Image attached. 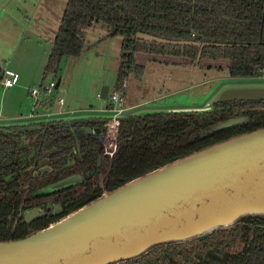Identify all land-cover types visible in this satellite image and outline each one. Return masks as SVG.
I'll return each instance as SVG.
<instances>
[{"label":"trees","instance_id":"1","mask_svg":"<svg viewBox=\"0 0 264 264\" xmlns=\"http://www.w3.org/2000/svg\"><path fill=\"white\" fill-rule=\"evenodd\" d=\"M98 22L107 26L109 37H121L120 82L115 89L122 88L129 74L141 79L148 62L225 69L238 78L258 77L264 68V0H67L51 42L43 81L58 75L64 58L81 55L84 33ZM258 111H264V101L213 102L211 108L201 110L123 115L116 151L108 159L102 183H97L95 176L86 178L84 191L74 195L62 214H45L29 223L17 214L19 209H26L22 186L27 182L35 188L39 185L31 171L38 160L49 158L52 173L67 168L72 160L70 168L96 175L103 135L91 133L76 138L77 126L70 127L61 120L37 122L33 125L40 128L33 134H17L22 127L19 125L0 126V241L19 239L45 228L98 198L104 190L111 191L175 159L263 127L264 120L186 141L192 133L217 121ZM105 119L93 118L91 126L103 127ZM22 136L32 138L27 148L19 147ZM30 160L34 163L25 166ZM32 165L34 168L25 170ZM45 175L49 174L39 178ZM238 243L242 247L231 250ZM115 264H264V215H244L229 227L186 241L155 245Z\"/></svg>","mask_w":264,"mask_h":264},{"label":"water","instance_id":"2","mask_svg":"<svg viewBox=\"0 0 264 264\" xmlns=\"http://www.w3.org/2000/svg\"><path fill=\"white\" fill-rule=\"evenodd\" d=\"M59 82L58 78L55 88ZM107 94L104 85L99 97L105 99ZM230 101H264V87L225 88L213 102ZM92 119L76 117L64 124L77 126L76 138H81L100 133L90 125ZM262 120L264 111L232 116L192 133L186 141ZM39 128L23 126L17 134ZM28 140L22 136L19 147L27 148ZM111 149L116 151V147ZM48 161L39 160L32 176L50 173ZM96 165L100 166V156ZM32 168L34 165L25 170ZM100 172L98 169L97 174ZM76 178L81 177L65 176L41 191L53 193L76 186L82 182ZM56 206L58 211L50 216L62 213L61 206ZM49 207L25 209L24 221L45 215ZM244 215H264V126L175 159L111 191L104 190L45 228L0 241V264H115L155 245L229 227Z\"/></svg>","mask_w":264,"mask_h":264},{"label":"rangeland","instance_id":"3","mask_svg":"<svg viewBox=\"0 0 264 264\" xmlns=\"http://www.w3.org/2000/svg\"><path fill=\"white\" fill-rule=\"evenodd\" d=\"M12 1L19 10L39 12L41 10L46 22L43 24H47L48 28L58 26L60 19L58 16H61L67 2V0ZM106 30L107 26L102 22L92 24L84 33L85 45L81 55L64 58L57 76H48L43 81L41 71L39 80L32 87L39 88L41 84H48L51 80L56 82L60 78L58 86L53 88L50 94L41 91L36 97H32L27 88L19 89L17 98L21 103L28 102L30 107L32 102H36L35 107H31L34 110V121L44 124L50 120L59 121L61 119L56 118L59 117L57 114L66 111L67 113L60 116L63 117V122H69L76 117L102 119L106 117V109L110 106L108 95L116 90L120 82L118 67L121 48V37L106 38ZM138 36L151 38L144 34ZM41 41V63L45 65L50 43L44 39ZM104 85L108 87V95L107 98L101 99L99 92ZM240 87H264V77L238 78L231 77L225 69H200L195 65H162L148 62L141 79H136L132 74L125 78L124 106L136 103L137 105L136 108L126 110L124 115L168 111L169 107L184 108L178 111L200 110L206 104L207 108H211L213 101L223 89ZM59 99H62V102H59ZM27 107L26 105L21 108L24 116L31 112V109L28 112ZM71 110L73 111L68 113ZM31 132L37 133L36 130ZM66 165L69 166L70 162ZM106 171L107 169L103 168L96 174L99 181L105 178ZM76 188L78 191L81 190V187ZM241 247L242 243H238L231 250H238Z\"/></svg>","mask_w":264,"mask_h":264},{"label":"crops","instance_id":"4","mask_svg":"<svg viewBox=\"0 0 264 264\" xmlns=\"http://www.w3.org/2000/svg\"><path fill=\"white\" fill-rule=\"evenodd\" d=\"M58 18H61V16H58ZM43 23L46 22L45 18L42 17L41 10L40 12L38 10H19L17 5L14 6L12 0H0V70L2 72L9 70L15 74L11 87H4L0 84L2 88L0 89V126L19 125L23 127L38 122L33 120L34 110L31 108L35 107L36 102H32L30 107L28 102L25 104L21 103L17 98V92L19 89L27 88L30 94L31 89L29 90L28 88H34L32 86L39 80L41 71L43 74L45 65L41 63V40H47L51 48V42L59 27L58 24L56 27L48 28L47 24ZM107 37L109 38L106 30ZM26 105L28 106L26 108L28 112L30 109L31 112L24 116L21 113V108ZM136 105L137 103L125 107L129 110L130 108H136ZM207 106L206 104L201 109H207ZM17 107L19 108L18 110ZM104 109H101V111ZM181 109L184 108L169 107L168 111H178ZM72 111H68V113ZM65 113L67 111L64 113L60 112L57 114L59 117L56 118H60L63 121V117L60 116Z\"/></svg>","mask_w":264,"mask_h":264},{"label":"flooded vegetation","instance_id":"5","mask_svg":"<svg viewBox=\"0 0 264 264\" xmlns=\"http://www.w3.org/2000/svg\"><path fill=\"white\" fill-rule=\"evenodd\" d=\"M104 122H105V120L103 121V124H104ZM37 126H39V125H37ZM94 128H98V129L101 128L100 133H102V131L104 130V126L103 127H94ZM199 131H201V130H199ZM197 139H199V138H197ZM103 142H104V140H102V153L100 155V166L98 169L101 171L103 168H106L108 171V168H109L108 159L111 158L115 152H112V149H111L112 147L111 148L105 147L103 145ZM115 147H116V143H115ZM30 161L25 166H29L32 163H34V161H31V162ZM69 162H70V165L73 164L72 160H69ZM47 164L50 165L49 161ZM73 168H70L69 166H67V168H65V169H61V170L57 169L55 173H52V171H51V173H47L49 175H47V176L45 175L44 178H39L40 175L37 174L36 177H38V182H36V183L39 185L36 186V188L34 187L35 185L31 184L30 182L29 183L27 182L26 184H24L21 188V191H22L21 192V194H22L21 199L25 200L24 207L26 209L27 208H34V207L45 208V206L47 204H50V207L45 209V214L50 215L53 211H58V208L56 206L58 204L61 206L62 210H64L67 206L71 205V203L73 202L74 195H78L79 193L84 191V184H82V183H84L86 178L95 176L97 183H100L97 175H93V172L82 173L77 168H74V169ZM37 169H38V165L33 170H31L32 173H34ZM97 170H95V172H96V173L94 172L95 174H97ZM74 174H79V176L81 177L80 179L76 178V181H82L78 185L70 187V188L61 189V190L55 191L53 193H46V192L41 191V188L46 187V186L52 184L53 182L65 177V176L74 175ZM76 187H81V190L78 191ZM52 204L55 207L54 209H53ZM24 210L25 209H19L17 217H19L21 215L23 216ZM60 214H62V213H60ZM57 215H59V214H57Z\"/></svg>","mask_w":264,"mask_h":264},{"label":"built area","instance_id":"6","mask_svg":"<svg viewBox=\"0 0 264 264\" xmlns=\"http://www.w3.org/2000/svg\"><path fill=\"white\" fill-rule=\"evenodd\" d=\"M15 74L12 71L5 70L0 77V84L4 87H11L13 85V77ZM258 77H264V68ZM42 86V87H41ZM39 88H31L30 94L32 97H36L38 93L43 91L44 94H50L56 86L54 80L49 81L48 84L41 85ZM125 87V81L122 83V88L112 91L109 96V108L106 109L107 115L104 122L103 145L105 147H115V139L117 136V130L119 126V120L124 115L127 108L124 106L123 88ZM62 102V99H59Z\"/></svg>","mask_w":264,"mask_h":264}]
</instances>
